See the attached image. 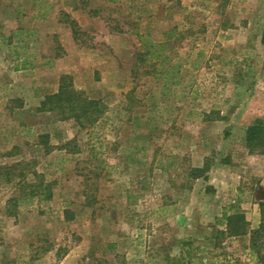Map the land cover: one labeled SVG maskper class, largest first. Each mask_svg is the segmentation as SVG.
<instances>
[{"label": "rangeland", "instance_id": "rangeland-1", "mask_svg": "<svg viewBox=\"0 0 264 264\" xmlns=\"http://www.w3.org/2000/svg\"><path fill=\"white\" fill-rule=\"evenodd\" d=\"M18 29L37 44L22 68L0 40V264H187L181 242L264 264V238L257 261L215 225L233 207L261 220L264 154L244 136L264 121V0H0V34ZM63 75L101 104L94 126L41 109ZM204 163L223 165L220 205L188 178Z\"/></svg>", "mask_w": 264, "mask_h": 264}, {"label": "trees", "instance_id": "trees-1", "mask_svg": "<svg viewBox=\"0 0 264 264\" xmlns=\"http://www.w3.org/2000/svg\"><path fill=\"white\" fill-rule=\"evenodd\" d=\"M108 2H114V0H107ZM44 3V2H42ZM37 18L43 20L46 18L45 14L38 13ZM70 26L73 34L75 33V23L70 22ZM14 38V44L10 42V38L0 34L1 44L13 47V55L15 60L21 61L22 68L31 63L35 59L34 52H36V31L31 29H18L11 33V38ZM17 48L25 52V55L18 54ZM150 59L158 60L160 58L159 50L148 51ZM31 58L33 60H31ZM172 61V60H170ZM179 71V66L169 67V69L157 72L155 79L163 78V80L176 79V74ZM175 80L173 84H177ZM40 107L42 110L53 112L56 111L62 120H72L78 127L84 128L86 126H94L98 120L102 117L103 110L101 104L96 101L87 98L81 91H78L73 86L70 76L63 75L59 79V85L56 93L46 96L41 102ZM203 119L205 121L219 120V116L214 119L210 117V114H204ZM245 147L249 154L259 152L264 154V121L256 119L253 124L247 128L245 132ZM212 166V165H211ZM211 166L206 163L201 168L191 169L188 178L192 181L202 179L207 181V173ZM31 194H34V190L44 188L46 193L45 198L51 199V192L49 186L31 185ZM260 211V224L254 230H249L248 222L243 213L234 207L230 211L223 210L220 218L215 219V225L223 227V230H217V235H226L229 238H242L249 236L251 238L250 246L248 248L249 255L255 260L260 261L259 251L262 246L261 239L264 238V202H259ZM112 247V246H110ZM212 252L195 247L189 242L180 243V252L178 256L179 262H186L187 264H203V262H211ZM262 262H257L261 264ZM158 264V263H155Z\"/></svg>", "mask_w": 264, "mask_h": 264}, {"label": "crops", "instance_id": "crops-1", "mask_svg": "<svg viewBox=\"0 0 264 264\" xmlns=\"http://www.w3.org/2000/svg\"><path fill=\"white\" fill-rule=\"evenodd\" d=\"M55 93H56V91H55ZM210 122H212V121H210ZM216 122H217V120H216ZM220 166H223V165L222 164H216V165H213L209 169V171L207 173V177H208L207 181H204L202 179H198V180L194 181L196 183H200V181H202L203 184H206L207 187H209V188H207L209 190H206L205 189L202 192L203 195L206 196V197H209V198L213 199V201L215 203H218L219 202V205H220V203L222 201L224 202V200L221 199L220 196L218 195L219 194V189L218 188H219V185L220 184H219V182H214L213 181V177H214V172ZM237 180H238V178L236 179V177H235V179L234 178H231L230 180L229 179H226L223 185H225V188L228 189L229 187L233 186L234 184L236 185L238 183ZM263 184H264V176H263ZM195 196H196V192H193L192 193V198H194ZM216 216H219L218 213L217 214H214L213 216H211L212 222H213V220L215 218H217ZM245 218H246V221L248 222V228H249V230H254V229H256L258 227V225H259V218L256 217V215H253V218H249V215H246ZM61 264H64V262H62Z\"/></svg>", "mask_w": 264, "mask_h": 264}]
</instances>
